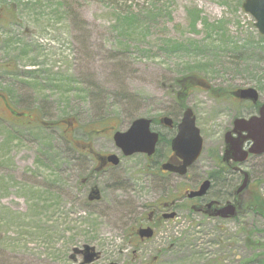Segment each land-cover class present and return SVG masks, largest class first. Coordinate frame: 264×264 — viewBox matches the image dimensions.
<instances>
[{
  "label": "rangeland",
  "instance_id": "obj_1",
  "mask_svg": "<svg viewBox=\"0 0 264 264\" xmlns=\"http://www.w3.org/2000/svg\"><path fill=\"white\" fill-rule=\"evenodd\" d=\"M244 1L0 0V264H75L74 248L85 245L101 252L96 264H138L156 247L157 264H264V250L247 244L249 231L264 241L256 212L220 220L186 207L144 245L152 252H121L130 215L159 195L145 155L124 156L114 133L143 117L175 122L191 108L204 150L178 184L193 189L221 168L233 120L258 111L230 93L255 88L264 103V35ZM181 80L195 84L179 97ZM87 143L120 164L96 173ZM239 168L251 181L244 205L264 201V155ZM166 181L172 194L176 179ZM241 181L232 176L233 191ZM90 185L101 201L88 200ZM171 237L179 247L169 250Z\"/></svg>",
  "mask_w": 264,
  "mask_h": 264
},
{
  "label": "flooded vegetation",
  "instance_id": "obj_2",
  "mask_svg": "<svg viewBox=\"0 0 264 264\" xmlns=\"http://www.w3.org/2000/svg\"><path fill=\"white\" fill-rule=\"evenodd\" d=\"M237 90H234L230 93V95L236 99L238 102H252L253 105H256V108L258 109L257 113L252 114L253 115H258L260 107L264 104L260 102V98L257 102L250 101L248 99H242L238 96L235 95V92ZM6 108L10 111L11 106L9 107V104L6 105ZM6 109V110H7ZM21 114H19L20 116ZM169 117V116H164ZM184 117L183 116L178 120L174 122L173 117L170 116L172 119V122L170 124H167L163 119V117L160 120H154L151 118V130L153 132L158 133V139L155 145V151L153 154L149 155L147 153H135V154H143L145 155L146 161H147V174L151 178V184L153 187V194H158L159 196L146 204L145 207H143L142 211L140 214H136V211H133V213L130 216L135 217V222L130 226V229L127 230L124 233V240L125 243L123 244V247L121 249L122 251H127L129 248H131L130 252L134 254L135 256L139 255L142 252H152L154 249L152 245H147L144 247L145 244L147 243H152L159 235H164V226L170 224V222L177 220L180 218V216L183 213V210L188 207V209L192 212L199 213L209 219H220V220H229V219H234L237 218V216L240 213L248 212L249 209L247 208L246 204L244 205L242 201V196L248 192L250 188V175H249V181L248 185L245 189L242 191L239 190L241 185L243 184L244 180V172H247L241 168H239V165H242L246 163L251 156H254L252 154L249 155L248 159L243 162L239 163L234 161L233 159H230L226 161L224 159L225 155V135H224V147H223V152L221 155V158H219V162L222 164H218L221 168L215 170L212 174L210 173L206 179L201 181L199 185H197L196 188L193 189H185L184 187L181 186V184H178L179 181L185 180L187 177H189V171L191 168L194 166L195 163H193L187 170V172L184 175L179 174L178 172H172L170 170L164 169L163 166L166 163H171L175 166H180L183 163V158H181L177 152L174 150L173 142L174 139L177 137V134L179 132V125ZM244 116H238L236 118H241ZM32 116H29V119L32 120ZM235 118V119H236ZM246 118V117H244ZM249 118V117H248ZM234 119V120H235ZM234 120H233V127L229 129L227 132L232 131L234 129ZM226 132V133H227ZM225 133V134H226ZM234 135H237L235 132H233ZM251 143L246 142L244 147L245 149H249ZM86 148H84L81 151H87L90 153L91 156H93L96 166L94 167V171L96 173H105L112 169L115 166H118L120 164V157H119V163L115 165L112 163L109 159L111 155H114L112 153H107V152H97L95 148L92 147L91 144L87 143ZM117 146V145H116ZM118 147V146H117ZM119 148V147H118ZM121 153L124 156H127L124 154L121 148H119ZM204 150V146H203ZM202 150V153H203ZM201 153V154H202ZM133 154V155H135ZM264 155V154H260ZM260 155H255V156H260ZM131 156V155H130ZM201 156V155H200ZM200 158V157H199ZM198 158V159H199ZM197 159V160H198ZM240 173L242 177L241 183L237 186L235 191L232 190V187L229 182H232V176L236 173ZM223 173H226V178L223 179V181L219 182L220 188L218 191H213L215 192L214 194L212 193V189L215 187V182L218 180V178L222 179L221 176H223ZM92 176V175H91ZM173 177L176 179L175 184L173 183L174 187L176 190L171 194L170 193V184L169 181H166L167 178ZM89 183L92 181L91 179L87 180ZM174 181V180H173ZM205 181H210L209 187L207 191L202 194V195H196L193 197H190V193L193 191H197L200 189L201 185ZM150 184V185H151ZM230 187L231 189L229 190ZM164 190L163 195L160 194L159 189ZM89 193H88V200L90 201H101L102 199V192L97 185H90L89 186ZM214 190V189H213ZM224 193V197L221 196L219 197L218 195H221ZM232 203L236 207V216L232 217H226L223 218L220 215H217V212L225 205ZM174 214L173 217H170V215ZM261 214V213H259ZM262 215V214H261ZM264 217V215H262ZM145 228H150L152 235L147 236L143 233L140 232L141 229ZM170 241L172 242L170 246H168V249H172L176 247L179 243H177V240H175L173 237L170 238ZM179 247V245H178ZM149 249V250H148ZM157 249V247H156ZM153 250L157 252V255L150 256L148 255L145 259L146 261L141 259V256L139 258L134 257V259H138L139 261L137 262L138 264H157L160 259L159 253L161 249L158 250ZM84 248L82 249H77L74 251L73 256L71 257L75 264H96L97 260L100 258L101 252L97 251L95 247V252L98 253V257L95 258V260L91 263H85V259L87 258V253L84 252ZM79 256H82L83 260H79ZM249 264L255 263L254 260L249 261L247 260ZM108 264H120L119 262H110ZM126 264V263H125ZM133 264V263H129Z\"/></svg>",
  "mask_w": 264,
  "mask_h": 264
},
{
  "label": "water",
  "instance_id": "obj_3",
  "mask_svg": "<svg viewBox=\"0 0 264 264\" xmlns=\"http://www.w3.org/2000/svg\"><path fill=\"white\" fill-rule=\"evenodd\" d=\"M242 7L255 18V26L264 35V0H245ZM235 95L253 102L259 100V92L255 88L239 89L235 92ZM163 120L167 124L172 122L170 117H165ZM233 132L237 135H234ZM233 132L229 131L225 134L226 148L224 159L226 161L233 159L236 162L243 163L250 154H264V104L260 107L258 115H253L249 118H236ZM158 136V133L151 130V119L143 117L136 119L127 131H116L114 140L116 145L127 156L135 153L151 155L155 151ZM246 142L251 143L248 150L244 147ZM203 145V137L199 127L196 125L194 112L191 108H187L179 125L177 137L173 142L174 150L183 158V163L180 166L166 163L163 168L184 175L188 168L200 157ZM109 159L115 165L119 163L117 155H111ZM244 176L243 184L239 188L241 191L247 187L249 182V173L244 172ZM209 183L210 181H205L199 190L190 193V197L204 194L209 187ZM217 215L223 218L234 217L236 216V207L234 204L229 203L223 206L217 212ZM173 216L174 214L170 215V217ZM140 232L147 236L152 235L150 228L141 229ZM84 249V252L88 255L85 263H91L98 257L95 247L85 245Z\"/></svg>",
  "mask_w": 264,
  "mask_h": 264
},
{
  "label": "trees",
  "instance_id": "obj_4",
  "mask_svg": "<svg viewBox=\"0 0 264 264\" xmlns=\"http://www.w3.org/2000/svg\"><path fill=\"white\" fill-rule=\"evenodd\" d=\"M189 78H194V76H187ZM183 80L180 81V84H182V88L181 90L178 92L179 97L185 95L188 93L187 87L190 86V88L192 87L191 85H194L195 83L193 82H189L188 83H182ZM189 84V85H188ZM6 95H3L0 93V97L3 99V101L5 103L7 102V99L5 98ZM28 117V116H27ZM29 118V117H28ZM248 208V207H247ZM249 211L248 212H256V213H261L262 215H264V201L261 199V197L256 196L255 198H253V203L249 205ZM240 216V214L238 215ZM237 216V217H238ZM243 232H245V230H243ZM247 244L252 248V249H261L264 250V241H261L260 239H256L254 238V235L249 231L248 232V236H247ZM256 257H260V254L257 253ZM253 260V259H252ZM251 261V260H249Z\"/></svg>",
  "mask_w": 264,
  "mask_h": 264
}]
</instances>
